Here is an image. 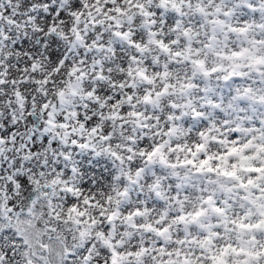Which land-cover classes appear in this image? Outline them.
I'll use <instances>...</instances> for the list:
<instances>
[{"label": "snow or ice", "instance_id": "obj_1", "mask_svg": "<svg viewBox=\"0 0 264 264\" xmlns=\"http://www.w3.org/2000/svg\"><path fill=\"white\" fill-rule=\"evenodd\" d=\"M0 264H264V0H0Z\"/></svg>", "mask_w": 264, "mask_h": 264}]
</instances>
